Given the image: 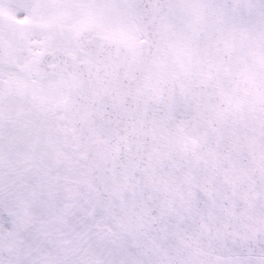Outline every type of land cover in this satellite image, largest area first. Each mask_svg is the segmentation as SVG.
<instances>
[{
  "label": "snow or ice",
  "instance_id": "6c2138e0",
  "mask_svg": "<svg viewBox=\"0 0 264 264\" xmlns=\"http://www.w3.org/2000/svg\"><path fill=\"white\" fill-rule=\"evenodd\" d=\"M0 264H264V0H0Z\"/></svg>",
  "mask_w": 264,
  "mask_h": 264
}]
</instances>
